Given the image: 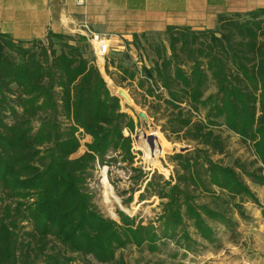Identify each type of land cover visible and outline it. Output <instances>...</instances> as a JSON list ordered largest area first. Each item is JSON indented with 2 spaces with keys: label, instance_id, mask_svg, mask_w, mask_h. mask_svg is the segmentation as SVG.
I'll use <instances>...</instances> for the list:
<instances>
[{
  "label": "trees",
  "instance_id": "1",
  "mask_svg": "<svg viewBox=\"0 0 264 264\" xmlns=\"http://www.w3.org/2000/svg\"><path fill=\"white\" fill-rule=\"evenodd\" d=\"M164 33L169 53L157 47L137 85L154 112L167 111L166 138L192 148L169 155L171 177L145 182L143 192L161 199L155 226L121 211L119 222L105 216L89 188L96 163L132 162L135 122L76 43L86 38L0 32V264H72L71 254L80 264H126L116 251L130 244L173 242L189 252L196 237L213 242L216 226L233 229L234 214L245 217L244 203L257 201L247 179L264 185V7L218 14L214 29L167 25ZM230 134L249 146L250 160L213 157L226 153ZM81 135L90 140L75 155Z\"/></svg>",
  "mask_w": 264,
  "mask_h": 264
},
{
  "label": "rangeland",
  "instance_id": "2",
  "mask_svg": "<svg viewBox=\"0 0 264 264\" xmlns=\"http://www.w3.org/2000/svg\"><path fill=\"white\" fill-rule=\"evenodd\" d=\"M164 30L139 32L137 37L132 34L129 39H122L118 45H112L103 58L96 55L88 36H85V40L76 41L84 55L96 64L111 93L118 96L121 110L127 112L135 122L134 131L131 133V149L134 155L132 162L123 161L118 156L114 160L109 159L107 164L96 163L93 176L89 180V188L99 210L117 222V211H121L134 218L135 222H151L157 226L161 199L143 192L145 182L154 173L162 174L165 179L171 177L174 174V163L169 155L178 151L179 147L192 148V144L166 138L161 131V123L167 111L162 108L154 112L151 107L152 97L147 95L143 87L137 85V79L142 74L141 67L152 64L155 49L164 47L166 53H169ZM74 37L78 38V35ZM122 67L136 71L134 79L122 73ZM210 90L213 88L210 87L208 91ZM139 111L146 114L147 120L138 117ZM124 133L128 134L126 130ZM150 133L155 135L151 140L146 137ZM137 135L139 137L136 139ZM80 137L81 146L75 155L82 153L86 149L84 143L90 140L89 135ZM142 140L148 146L146 154L140 148ZM227 141L226 153L214 155L215 159L222 158L224 163L231 164L236 158H252L251 149L237 135L230 134ZM114 155L110 154L109 157ZM247 181L255 192L257 201L244 203L245 217L234 214L236 225L233 229L216 226V239L213 242L201 240L195 235L198 244L189 252L173 242L160 244L155 250L130 244L118 249L116 257H122L126 264H264V185L253 183L249 179ZM141 193L145 194L143 198L140 197ZM71 255L74 257L72 264H80L81 258L76 254ZM90 260L92 264H100Z\"/></svg>",
  "mask_w": 264,
  "mask_h": 264
},
{
  "label": "crops",
  "instance_id": "3",
  "mask_svg": "<svg viewBox=\"0 0 264 264\" xmlns=\"http://www.w3.org/2000/svg\"><path fill=\"white\" fill-rule=\"evenodd\" d=\"M258 7L264 0H0V32L31 40L44 39L49 30L85 37L89 29L112 46L167 25L214 29L218 14Z\"/></svg>",
  "mask_w": 264,
  "mask_h": 264
},
{
  "label": "built area",
  "instance_id": "4",
  "mask_svg": "<svg viewBox=\"0 0 264 264\" xmlns=\"http://www.w3.org/2000/svg\"><path fill=\"white\" fill-rule=\"evenodd\" d=\"M87 32L88 34L86 36H88L90 43L94 47L96 55L103 58L111 47L109 39L105 36H100L98 33H95L89 29H87ZM262 221L264 224V212Z\"/></svg>",
  "mask_w": 264,
  "mask_h": 264
},
{
  "label": "water",
  "instance_id": "5",
  "mask_svg": "<svg viewBox=\"0 0 264 264\" xmlns=\"http://www.w3.org/2000/svg\"><path fill=\"white\" fill-rule=\"evenodd\" d=\"M137 115H138L139 118H143L144 120H147V116H146V114H145L143 111H139ZM154 136H155L154 134L150 133V134H148L146 137H147V139L151 140ZM138 137H139V135L135 136L136 139H137ZM188 148H189L188 146H185V147H179V148H178V151H185V150L188 149ZM113 215H114V214H113Z\"/></svg>",
  "mask_w": 264,
  "mask_h": 264
},
{
  "label": "bare ground",
  "instance_id": "6",
  "mask_svg": "<svg viewBox=\"0 0 264 264\" xmlns=\"http://www.w3.org/2000/svg\"><path fill=\"white\" fill-rule=\"evenodd\" d=\"M140 148L143 149V151L145 152V154L148 152V146L145 144V142L143 140L141 142ZM114 201H117V200H114Z\"/></svg>",
  "mask_w": 264,
  "mask_h": 264
}]
</instances>
